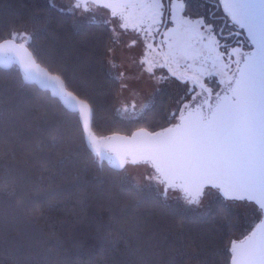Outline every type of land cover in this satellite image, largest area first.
Returning a JSON list of instances; mask_svg holds the SVG:
<instances>
[{"label": "snow or ice", "instance_id": "6c2138e0", "mask_svg": "<svg viewBox=\"0 0 264 264\" xmlns=\"http://www.w3.org/2000/svg\"><path fill=\"white\" fill-rule=\"evenodd\" d=\"M49 3L55 7L54 0ZM99 9L108 10L100 21L111 32L106 59L121 90L130 77L115 60V45L129 32L134 36L126 46L142 47L132 59L135 78L147 73L159 82L169 77H157L154 69L167 68L185 85L169 126L141 128L130 139L99 135L92 96L40 47L37 32L0 27V67L18 66L19 91L30 93L13 99L0 90V203L23 204L22 185L31 170L42 180L56 165L80 164L87 153L94 165L124 175L128 166H143L157 199L178 191L185 205L204 208L207 197L221 198L216 214L225 228H239L241 237L204 260L202 245L189 239L184 247L192 249L196 264H264V0H201L196 7L192 0H70L67 11L95 23ZM31 19L41 23L39 14ZM149 109L133 101L117 111L135 119ZM113 139L129 145L123 156L100 147ZM106 199L111 208L110 192ZM241 205L237 218L233 209ZM143 227L138 220L128 231ZM129 243L135 245L129 255L143 264L160 255L158 245L139 232Z\"/></svg>", "mask_w": 264, "mask_h": 264}, {"label": "trees", "instance_id": "16d2710c", "mask_svg": "<svg viewBox=\"0 0 264 264\" xmlns=\"http://www.w3.org/2000/svg\"><path fill=\"white\" fill-rule=\"evenodd\" d=\"M200 4L201 0H192L193 7ZM36 14L41 18L38 25L31 19ZM13 26L36 31L40 47L65 64L77 85L92 96L99 135H130L140 128L158 131L169 126L175 97L180 98L185 88L175 79L155 94L140 118L118 114L122 90L110 76L106 46L111 32L101 22H86L52 7L49 0H0V27ZM22 78L18 66L0 67V90L13 99L30 94L19 91ZM85 167L87 171H81ZM39 177L34 169L29 173L22 185L23 204L6 199L0 203V264H143L129 255L135 247L129 240L134 241L137 232L158 245L160 255L151 264H196L189 258L192 249L184 247L189 239L202 245L204 260L241 237L239 228H225L216 214L220 197L210 202L206 214L193 212L182 202L157 199L155 187L138 186L106 164L101 169L87 153H82L80 164L56 165L44 179ZM122 188L135 191L129 195ZM233 211L239 218L244 209L241 205ZM138 220L143 229L128 231Z\"/></svg>", "mask_w": 264, "mask_h": 264}, {"label": "rangeland", "instance_id": "374dc122", "mask_svg": "<svg viewBox=\"0 0 264 264\" xmlns=\"http://www.w3.org/2000/svg\"><path fill=\"white\" fill-rule=\"evenodd\" d=\"M70 0H54L55 6L67 10L69 7ZM99 16L101 17L104 15L106 18L105 11L102 12L101 9L98 10ZM102 13V15H100ZM79 15V14H78ZM99 16L97 20L99 19ZM79 17L86 22L91 21L86 15H79ZM132 33L129 32L126 35H124L121 39L122 42L115 45V60L117 63L122 64L123 68L127 69L129 74V79L126 81L128 88L122 90V94L119 99V108H121L122 104H129L133 101L137 103V106L139 108V105L148 103L150 106L153 103L154 96L159 92V90H155L152 85L155 84L150 80L148 75L145 73L143 76L139 78H135V74L137 73L136 65L132 63V59L139 57L141 55V46L137 45L134 48H128L126 46L127 42L130 41L132 38ZM111 72H114L115 70L110 69ZM172 79L171 77L165 80L157 82V86L160 88H166V83L170 82ZM173 83V82H171ZM154 86V85H153ZM174 104L172 106V110L176 108L177 102L180 98L175 97ZM118 114L121 117L124 118H132L128 113H124L123 111L118 112ZM141 115L135 119H138L142 116ZM146 174V169L143 166H128L127 169V176L138 186L142 187H155V185L149 186L148 182L144 179V176ZM167 201H175V202H182L184 203L182 199V193L178 191H172L169 190L166 194V196H163ZM218 198V196H210L205 199V205L204 208H195L188 206L193 212H199L201 214H206L208 212V206L210 202ZM185 204V203H184Z\"/></svg>", "mask_w": 264, "mask_h": 264}, {"label": "water", "instance_id": "95a60500", "mask_svg": "<svg viewBox=\"0 0 264 264\" xmlns=\"http://www.w3.org/2000/svg\"><path fill=\"white\" fill-rule=\"evenodd\" d=\"M140 129L136 130L135 132L139 131ZM134 132V133H135ZM112 136L115 137H124L126 139H130L132 135L128 136V135H122V134H114ZM136 142H139V138L137 139ZM102 150L108 152L111 155H120L123 156L127 150L129 145L121 139H113L111 141H105L101 146Z\"/></svg>", "mask_w": 264, "mask_h": 264}, {"label": "flooded vegetation", "instance_id": "af4514ba", "mask_svg": "<svg viewBox=\"0 0 264 264\" xmlns=\"http://www.w3.org/2000/svg\"><path fill=\"white\" fill-rule=\"evenodd\" d=\"M69 6H70V2H69ZM208 7L209 8H211L212 7V5L209 3L208 4ZM102 10V12L103 11H105V14H107L108 13V10L107 9H101ZM67 11V10H66ZM222 11V10H221ZM78 15V14H77ZM100 15H102V13L100 14ZM219 15H220V13L218 12L217 13V23H219ZM79 16V15H78ZM99 19H101V20H103V19H105V17H104V15H102L101 17L99 16ZM101 20H97V22H95V23H100V21ZM89 22H92V21H89ZM92 23H94V22H92ZM132 36H134V34L132 33ZM241 38H243V37H241ZM141 53H142V47H141ZM154 72L156 73V76L157 77H159V76H164V75H166V76H168L169 78L171 77V79H175V77H172L171 76V74L170 73H168V70H167V68H156V69H154ZM147 74V73H146ZM148 75V74H147ZM149 77V76H148ZM149 79L152 81V80H155V81H152V82H154L155 84H153L152 85V87L155 89V90H159V92L160 91H162L164 88L162 87V88H160V87H158L157 86V82H158V80L156 79V78H150L149 77ZM176 80V79H175ZM160 81H162V80H160ZM159 81V82H160ZM178 81V80H177ZM158 82V83H159ZM179 83H181L180 81H178ZM207 82V81H206ZM141 129V128H140ZM138 130V129H137ZM133 134V133H132ZM132 134H130V135H132ZM130 135H128V136H130ZM117 155V154H116Z\"/></svg>", "mask_w": 264, "mask_h": 264}]
</instances>
